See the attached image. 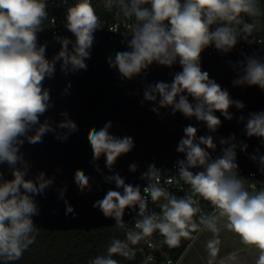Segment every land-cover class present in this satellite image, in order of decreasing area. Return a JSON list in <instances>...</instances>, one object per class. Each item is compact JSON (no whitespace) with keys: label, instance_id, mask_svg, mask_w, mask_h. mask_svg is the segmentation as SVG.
Listing matches in <instances>:
<instances>
[{"label":"clouds","instance_id":"clouds-1","mask_svg":"<svg viewBox=\"0 0 264 264\" xmlns=\"http://www.w3.org/2000/svg\"><path fill=\"white\" fill-rule=\"evenodd\" d=\"M143 4H150V8L140 7ZM45 7L44 0H0V164L6 162L12 168V178L0 184V257L8 260L21 258L29 245L36 242L34 233L39 230L34 226L32 216L39 213L29 194H41L52 183L44 179L43 172L36 178L39 183H34L25 179L24 171L14 167L22 161L17 154L18 145L24 143L20 137L39 122V115L48 107L49 94L47 90H42V81L46 76H52L54 62L62 59L63 71L69 64L73 70H87L85 58H90L88 49L92 47L93 34L99 27V18L91 0H78L68 8L66 16V27L76 37L73 52L68 51L71 41L64 38L60 41L61 50L50 62L45 58V46L37 47V32L47 15ZM124 7L125 16L134 15L142 24L133 30L132 51L117 52L114 63L109 58L110 67H117L122 77L130 80L154 61L171 66L178 57L182 66V71L175 75L171 85L159 82L145 91L146 100H156L153 93H158L161 107L172 106L173 114L179 111L185 117L195 116L197 120L206 122L212 131L221 123L213 114L215 111L231 119L228 113L230 106L244 107L241 102L231 100L228 91L210 80L207 71L201 70L200 57L202 51L212 44L216 49L228 52L237 44L241 32L251 34L254 26L245 23L241 14H258L254 0H184L183 3L181 0H131L130 7ZM217 22H221V26L210 30ZM239 25L243 28H238ZM247 35L242 38L246 40ZM235 83H247L264 90V63L249 58L245 75ZM183 93L197 101L195 107ZM152 111L157 110L153 108ZM59 126L70 131L77 130V124L71 120ZM111 127L109 121L99 130L91 127L87 133L93 159L98 160L103 154L109 168L118 157L135 146L130 136L117 138L109 134ZM50 130L47 122L41 124L34 135L27 137L28 142L32 145L42 143V135ZM246 131L249 137L264 138V112L252 115ZM184 133L187 138L181 141L177 151L186 152L188 167L205 166V170L193 174L181 162L180 177L191 186L194 195L210 202L214 212H218V216H202L200 224L216 234L219 232L218 219L226 218L224 227L235 233L242 244L258 249L260 255L256 264H264V191L250 194L236 178L234 170L239 165L235 163V146L225 150L222 158L208 163L209 153L200 144L214 149L212 137H201L197 144L194 142L195 127H186ZM63 139L67 140V136ZM260 163L264 165V157L260 158ZM135 169L133 164L131 170ZM149 170L152 176L157 177L158 183L155 165H150ZM111 179L115 180L117 188H123V193L109 190L102 200L93 204V208L105 218H114L117 226L123 227L125 209L138 206V215L143 218L138 219L134 226L139 232L126 233L131 244L135 245L158 231L164 237V244L176 248L180 246L181 238H190L191 232L199 227L193 217L200 212V208L193 206L196 201L191 196L177 199L156 185L145 187L144 193L150 194L153 202L161 197L167 201L160 205L162 216L155 213L145 215L147 200L142 197L140 188L126 185L119 175ZM75 182L83 191L89 185V178L78 169ZM65 204V215L72 213L73 207L67 201ZM219 243L218 239L207 243L209 256L213 259L220 251ZM107 251V257L97 256L89 264H119L112 258L114 254L130 255L128 244L119 239H114ZM229 258L235 259L231 255ZM209 264H212V259Z\"/></svg>","mask_w":264,"mask_h":264},{"label":"water","instance_id":"water-1","mask_svg":"<svg viewBox=\"0 0 264 264\" xmlns=\"http://www.w3.org/2000/svg\"><path fill=\"white\" fill-rule=\"evenodd\" d=\"M133 35L97 28L93 34V45L88 49L90 58H85L87 70H73L69 64L63 71V60H56L52 76H46L42 81V90H47L49 94L48 107L39 115V122L20 137L24 143L18 145L17 154L22 161L14 166L26 173L25 179L34 183H39L36 178L41 172L45 180L52 181L43 193L29 194L38 209L39 214L32 216L38 228L90 231L101 226L117 225L114 218H105L93 208V204L102 200L109 190L123 193V188H117L111 178L119 175L126 185L140 188L143 175L150 172V165H155L157 173L180 174L181 162L188 167L187 155L177 149L187 138L184 129L188 126L197 129L194 141L197 144L201 137H212L214 149L200 144L209 153L208 163L222 158L225 150L235 146V163L239 165L234 170L236 174L264 179V171H261L264 165L260 163V158L264 157V138L249 137L246 131L252 115L264 112V90L247 83H235L245 75L249 58L264 63V46L237 43L230 51L224 52L212 44L202 51L201 70L207 71L209 79L219 84L222 90H227L231 100L244 105L243 108H237L235 104L230 106L228 113L231 119L215 111L213 114L221 123L212 131L206 122L197 120L195 116L185 117L179 111L173 114L172 106L161 107L158 93H153L156 95L154 101L144 98V92L159 82L171 85L175 75L182 71L178 57L171 66L154 61L130 80L122 77L117 67H110L109 58L114 63L117 52L132 51L130 43ZM64 38L71 41L68 51L73 52L76 37L66 25L38 32L37 47L45 46V58L51 62L61 50L60 41ZM183 95L195 107L197 101L187 93ZM153 108L157 111L153 112ZM68 120L77 124L76 131L59 126ZM109 121L112 123L109 134L117 138L130 136L135 145L130 152L118 157L111 168L107 166L103 154L98 160L93 159L87 141L91 127L99 130ZM45 122L51 130L42 135V143L30 144L27 137L34 135ZM64 136L67 140L63 139ZM133 164L136 165L135 171L131 170ZM78 169L89 178V185L83 191L75 182ZM188 170L195 174L204 171L205 166L188 167ZM11 172L12 168L6 162L0 164V184L12 178ZM65 201L73 207V212L67 215ZM136 208L125 209L123 224L130 221Z\"/></svg>","mask_w":264,"mask_h":264},{"label":"built area","instance_id":"built-area-1","mask_svg":"<svg viewBox=\"0 0 264 264\" xmlns=\"http://www.w3.org/2000/svg\"><path fill=\"white\" fill-rule=\"evenodd\" d=\"M78 0H44L46 5V17L42 19L40 25V32L44 28L53 27L60 28L67 25V10L69 7L77 3ZM184 0H181L183 3ZM91 3L94 9L98 8H116L115 21L103 20L99 18V27L108 29L116 34H133V30L140 26L142 22L137 21L135 16H125V7L128 5L130 7V0H121L117 2H108L107 0H101L96 3L94 0H91ZM111 5L110 7L108 5ZM243 20L245 23L252 24L253 30L250 35H247L243 32L237 37V43L244 45H262L264 46V25L262 26L258 21L249 19L246 15H243ZM216 26L213 24L210 27V30H215ZM238 28H243V25H239ZM37 32V33H38ZM247 35V39L242 37ZM159 182L157 183V177L152 176L150 172L145 173L141 182V195L147 200V208L145 215H151L153 213L158 216H162L160 205L167 203V201L161 197L158 201L153 202L151 200L150 194L144 193L145 187H151L156 185L157 187L163 188L169 196H175L177 199H187L189 196L196 201L193 205L194 207H199L200 212L196 213L193 217V220L199 225L196 231L191 232L190 238H181V243L179 247L169 248L166 244L163 243L164 237H162L158 231L154 232L152 236L143 238L139 244L144 248L146 252V261L149 264H177L179 257L176 258L174 253H182L181 247L184 249L190 246L200 231L204 228L205 225L200 224V218L203 216L205 218H210L214 215L213 206L208 201H204L202 197L194 195L191 189V186L180 177V174H163L157 173ZM236 178L239 179L244 187V190L248 191L250 194H256L259 191H264V179H255L249 176H243L236 174ZM172 182L169 183L168 181ZM139 208L137 206L135 212L133 213L132 218V229L134 232H139V229H136L135 223L138 219L143 217L138 215ZM183 249V250H184ZM181 255V254H180ZM1 264V263H0Z\"/></svg>","mask_w":264,"mask_h":264},{"label":"trees","instance_id":"trees-1","mask_svg":"<svg viewBox=\"0 0 264 264\" xmlns=\"http://www.w3.org/2000/svg\"><path fill=\"white\" fill-rule=\"evenodd\" d=\"M96 3L101 0H94ZM108 2H117L119 0H107ZM131 3V0H130ZM254 6L258 9L255 16L246 15L251 20L258 21L264 25V0H254ZM140 7L150 8V4H143ZM116 8H98L96 15L103 20L115 21ZM216 27L221 26V22L215 23ZM35 226V225H34ZM36 242L29 245L21 258L8 260L6 257H0L1 264H89V261L97 256L107 257L108 247L114 239H119L128 244V257L114 254L113 259L119 264H149L146 261V252L139 244H131L127 241L126 233L133 231L132 221L123 224V227L117 225L101 226L90 231L75 230H49L38 228ZM184 247H181L183 251ZM134 253V254H133ZM181 253H174L178 258Z\"/></svg>","mask_w":264,"mask_h":264},{"label":"crops","instance_id":"crops-1","mask_svg":"<svg viewBox=\"0 0 264 264\" xmlns=\"http://www.w3.org/2000/svg\"><path fill=\"white\" fill-rule=\"evenodd\" d=\"M214 215L218 216V212ZM225 223L226 218L218 219L219 232L216 234L204 226L194 242L183 250L177 264H209L210 259L212 264H256L259 250L254 246L242 244L235 233L224 227ZM213 239L220 241L217 245L220 251L214 259L209 256L207 249V243ZM230 255L235 259H230Z\"/></svg>","mask_w":264,"mask_h":264}]
</instances>
